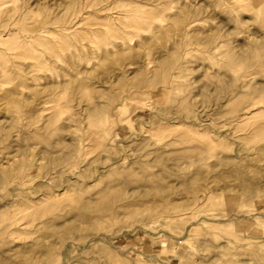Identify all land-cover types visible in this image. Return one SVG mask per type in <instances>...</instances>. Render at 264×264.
<instances>
[{"label": "rangeland", "instance_id": "obj_1", "mask_svg": "<svg viewBox=\"0 0 264 264\" xmlns=\"http://www.w3.org/2000/svg\"><path fill=\"white\" fill-rule=\"evenodd\" d=\"M263 65L264 0H0V193L83 201L1 208L0 264H264Z\"/></svg>", "mask_w": 264, "mask_h": 264}, {"label": "bare ground", "instance_id": "obj_2", "mask_svg": "<svg viewBox=\"0 0 264 264\" xmlns=\"http://www.w3.org/2000/svg\"><path fill=\"white\" fill-rule=\"evenodd\" d=\"M73 24H77V21H75ZM245 44H246L245 48H250V46H252L251 44H248L247 41L245 42ZM250 73H254V72H250ZM257 96L258 95L253 96V98ZM260 99L261 100L259 101L262 103L261 106L253 107L254 103L257 101L249 102L242 106V109H240L236 113L234 118L240 121L251 120L252 117L259 112V110L261 111L264 110V95H262ZM56 108H57V104H55V109ZM47 109L52 110L53 104L49 105ZM57 111H59V108H57ZM252 124H254L255 126H252L251 128H256L259 125L258 122H251V125ZM251 128L246 129L244 131V134H247ZM100 139H101V134L98 131L91 129L89 134H87V137L82 140L84 142L86 141L87 145L85 146V144H82V142H79V147H77V149L81 148L83 150H86V148L90 145L91 140H100ZM214 146L215 144H213L212 140L208 137V138H205L203 141H201V143L198 146H189V148L185 149L182 152V154H180L179 157L182 159H191V158H194L195 156L201 157L202 155H204L203 156L204 160L202 158L203 163H206V162L210 163L212 161H209L208 159H210L213 156L211 148H213ZM256 150L257 148L255 147L254 152L252 154L257 155ZM245 154L247 155L249 153H245ZM231 158L239 159L241 158V155L235 154L234 157H231ZM229 159H227L226 162H228ZM10 160L12 161L13 158L8 157L7 161H10ZM235 167H238V165H236ZM61 171H67L68 173H71L70 169H61ZM23 190L24 188H20L18 185H8L0 193V209L8 205H11L12 212L14 213L15 222L16 221L25 222L24 220L26 219V217H29L31 220H38L39 223H43L49 220L50 217L45 215L44 213H40V210L37 212H34L42 206H45L46 211L50 212L62 206L78 207L83 204L81 194H75V193L67 194V191L65 190H60V191L57 190L53 194L52 193L51 194L50 193L48 194L40 193V194L32 195V196L29 195L30 194L29 192L24 193ZM32 208H35V209L31 212L28 211V209H32ZM253 211L254 213L257 212L255 209ZM240 216H248V215H238V217ZM189 229H191V224L186 225L185 227V230H189Z\"/></svg>", "mask_w": 264, "mask_h": 264}]
</instances>
